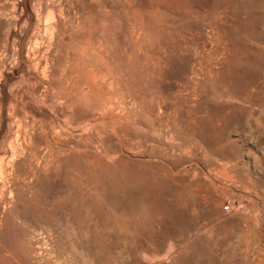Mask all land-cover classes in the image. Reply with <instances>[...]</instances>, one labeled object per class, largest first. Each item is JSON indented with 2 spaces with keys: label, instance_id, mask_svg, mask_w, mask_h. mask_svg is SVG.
<instances>
[{
  "label": "rangeland",
  "instance_id": "rangeland-1",
  "mask_svg": "<svg viewBox=\"0 0 264 264\" xmlns=\"http://www.w3.org/2000/svg\"><path fill=\"white\" fill-rule=\"evenodd\" d=\"M0 264H264V0H0Z\"/></svg>",
  "mask_w": 264,
  "mask_h": 264
},
{
  "label": "bare ground",
  "instance_id": "bare-ground-1",
  "mask_svg": "<svg viewBox=\"0 0 264 264\" xmlns=\"http://www.w3.org/2000/svg\"><path fill=\"white\" fill-rule=\"evenodd\" d=\"M81 12V11H80ZM82 17V16H81ZM87 25V24H86ZM86 25H83V31L85 30V31H88V32H86L87 33V35H90V36H92V32H91V25H89L87 28H86ZM71 26V25H70ZM74 30V29H73ZM93 30V29H92ZM96 34V33H95ZM89 36V37H90ZM86 39V38H85ZM87 40V39H86ZM85 40V41H86ZM81 43V42H80ZM83 43V42H82ZM86 45V44H85ZM79 46V45H78ZM78 48V47H77ZM73 50V49H72ZM74 51V50H73ZM76 51V50H75ZM72 52V51H71ZM75 54V53H74ZM76 66V65H75ZM75 75H76V73H74ZM79 75V74H78ZM78 77V76H77ZM66 85V84H65Z\"/></svg>",
  "mask_w": 264,
  "mask_h": 264
}]
</instances>
